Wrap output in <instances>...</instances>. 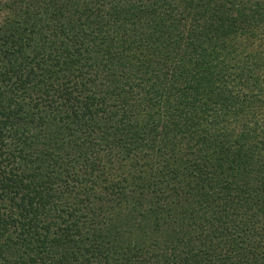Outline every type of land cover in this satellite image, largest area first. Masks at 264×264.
Listing matches in <instances>:
<instances>
[{
  "label": "trees",
  "instance_id": "16d2710c",
  "mask_svg": "<svg viewBox=\"0 0 264 264\" xmlns=\"http://www.w3.org/2000/svg\"><path fill=\"white\" fill-rule=\"evenodd\" d=\"M0 14V264H264V0Z\"/></svg>",
  "mask_w": 264,
  "mask_h": 264
},
{
  "label": "rangeland",
  "instance_id": "374dc122",
  "mask_svg": "<svg viewBox=\"0 0 264 264\" xmlns=\"http://www.w3.org/2000/svg\"><path fill=\"white\" fill-rule=\"evenodd\" d=\"M1 17H2V16H1V14H0V19H1Z\"/></svg>",
  "mask_w": 264,
  "mask_h": 264
}]
</instances>
